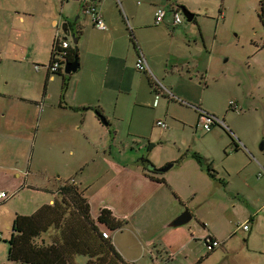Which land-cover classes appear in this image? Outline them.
Here are the masks:
<instances>
[{"label":"crops","instance_id":"0c3cea01","mask_svg":"<svg viewBox=\"0 0 264 264\" xmlns=\"http://www.w3.org/2000/svg\"><path fill=\"white\" fill-rule=\"evenodd\" d=\"M84 1L0 0V170L5 163V155L12 159L3 169H19V157L23 158L28 141L32 154L22 179L19 173L11 178L8 172H0L3 184L0 192L4 191L9 196L0 205H7L14 217L17 214L31 215L40 206L59 200L57 188L73 180L88 200L91 211L88 191L94 186V181L84 173L88 169L91 172L96 162L94 157L101 156L107 173L133 171L141 177V183L150 186V190L143 191L142 199L136 196L127 199L126 203L135 215L142 213L136 222L128 218L120 221L114 211L105 206L99 207L94 214L91 211L92 220L102 231L106 227L95 221L102 208L110 210L122 223V228L110 231V236L125 264H141L142 257L138 255L141 252L147 253L151 264H176L174 262L181 256L185 264H204L213 256L211 253L222 245L226 247L221 252L227 254L223 264H264V177L261 180L255 177L256 161L248 155V152L255 153L253 139H247L240 132L238 137L242 142L233 138L229 126L222 119L224 127L214 126L208 131L215 129L213 137L218 139L221 138L218 132L227 135L229 141L225 142L223 149L230 146L232 155L239 153L244 157L221 162L219 167L222 171H215L211 156L205 152H201L202 155L192 152L198 153L204 159V165L213 170L214 179L206 166H200L189 151L186 152L187 158L179 164L174 163L177 158L167 155L158 157L151 153L156 148L157 141L152 136L156 129L162 133L161 137L174 123L183 125V129L194 127L195 131L200 130L197 125L199 113L205 112L190 102L185 91L173 90L172 85L165 82L168 77H178L184 69L186 72L190 69L188 60L184 61L173 53V38L175 34L189 33L191 27L182 25L183 22L175 25L172 17L167 18L168 12L173 16L174 6H185L191 13L197 14L190 6V0H100L97 8L106 25L104 30L93 27L84 12ZM161 6L166 7L167 14L163 22L156 25L155 12ZM196 16L192 22H195ZM67 26L71 28L70 35L77 37L78 68L69 75L64 73V66L62 72L51 73L48 63L51 61L52 46L57 37L64 40ZM157 33L164 38L162 41L155 42L153 39ZM168 35L169 39L165 41ZM68 40L74 47L71 37ZM196 52L198 54L194 57L198 58V62L193 68L198 70L201 64L208 63V59L202 50ZM140 54L149 70L146 73L139 72L135 67ZM35 65L39 67L37 70ZM63 79L67 80V90L61 94ZM153 81L165 85L170 95H159L151 84ZM95 110L105 117L106 123L100 120ZM234 112L242 114L241 110ZM159 120L166 123L165 128L156 125ZM119 130H123L122 133ZM120 133L142 139L149 152L145 160L154 170L145 169L146 163H130L132 168L114 159L113 144ZM159 144L167 143L163 141ZM255 157L260 158L258 155ZM259 160L264 168V161ZM166 165L171 167L161 173L156 172ZM187 166L193 169L187 171ZM50 168L54 169L53 174L48 172ZM174 169L177 177H168ZM13 178L17 181L13 182ZM155 179H164L165 182ZM215 187L226 190L228 201L232 204L219 207V216L225 224L233 226V220L238 217L242 219V224H248V230H243L246 233L243 235V238L246 236L244 244L239 248L231 243L228 246L235 239L236 228L228 234L226 230L215 229L211 225L207 227L205 218L192 210V219L197 218L204 227V235L196 236L188 226L189 222L184 226L169 227L184 208L183 199L186 196L206 200L205 196ZM162 188L168 189L178 201L179 208L172 211L171 205L165 206L150 219L149 210L156 209V203L160 205L162 199L168 202L165 192L161 201L153 202L157 190ZM230 195L242 199L231 201ZM237 203L244 204L245 210L242 205L237 207ZM11 226L7 224L6 228L11 230ZM120 232L128 235L130 240L127 243L118 240L117 233ZM209 235L220 245L213 251L206 249L205 259L201 256L198 259L195 256L189 258L192 242H203ZM83 264H87V259Z\"/></svg>","mask_w":264,"mask_h":264},{"label":"rangeland","instance_id":"374dc122","mask_svg":"<svg viewBox=\"0 0 264 264\" xmlns=\"http://www.w3.org/2000/svg\"><path fill=\"white\" fill-rule=\"evenodd\" d=\"M190 2V6L197 12L195 14L197 15L195 22L188 23L184 17L182 25L190 26V32L175 34L173 38V53L182 57L184 61L188 60L190 62V69L187 71L189 73L187 74L186 69H184L183 73L181 72L178 77H168L165 82L172 85L173 90L176 89L178 92L180 90L185 91L187 93L186 97L188 96L187 98L190 102L200 106L202 111L214 114L216 119L225 120L233 138L238 140L240 132L247 139L255 141L254 152L256 154L248 152V155L256 161L254 163L257 168L254 175L258 178V172L263 167L259 159L264 161V147L261 150V147L264 146V28L258 17L259 0H190ZM171 17L172 14L168 12L167 18ZM200 33L202 34L200 35ZM153 39L156 42L162 41L164 38L157 33L156 35L154 34ZM167 39H169V35L165 37V41ZM195 48L202 50L203 55L208 59V63L201 64L198 70L193 68V65L198 62V58L194 57L198 54ZM181 64L179 65L181 66ZM205 67L207 68L205 69ZM161 86L165 89L167 88L164 87L165 85L161 84ZM232 103L239 107L242 114L238 113L240 114L238 115L232 110ZM169 124H172V120H169ZM123 129L124 131L126 130L125 125ZM214 130L213 132L205 133L200 130L195 131L194 127L183 129V125L174 123L170 125L165 135L161 137L162 133H160L159 129H156V132L152 133V136L157 141L156 148L151 153L158 157L167 155V157L173 159H179L183 155L182 161H184L187 158V151L190 153L199 152L201 155V152H205L214 160V164H212L215 166L214 170L222 171V168L219 167L221 162L227 163L228 161L241 160L244 157L239 153L232 155L230 146L223 149V145L226 141H229V138L224 133L219 134V132L220 139L213 137ZM119 131L122 133L123 130ZM121 133L117 135V142L113 144L116 147H113L114 159L120 160L124 165L133 168L130 163H138L140 159L148 158L149 152L145 148L143 141H141L142 139H133ZM242 135L241 138H244ZM182 140L186 142L183 144ZM145 141L148 142V139H145ZM163 141L167 144H159ZM29 142H27V150L23 158L19 157V169H3L4 165L6 163L9 164L10 159H12L5 155L3 157L5 163L2 167L3 171L0 170L1 173L8 172L11 178L14 174L19 173L20 179L23 178V172L28 170L27 166L32 155ZM240 142L242 141L240 140ZM90 151L92 153L93 148ZM255 155L260 158L257 159ZM94 158L96 162L93 164L91 172L88 169L87 173H84L88 175V179L94 181V186L88 191V195L91 196L90 206L92 213H96L99 207L105 206L113 210L120 221L127 218L134 222L140 220L142 213H136L135 215L132 212V207L126 202L130 196L142 199L143 191L150 190V186L144 182L141 183V177L133 171L121 174L117 172L107 173L101 156ZM11 168L13 169L14 166H11ZM191 168V166H187L185 169L188 171ZM53 171L54 169L50 168L48 172L53 174ZM172 172L168 177H177V173H174L176 172L175 169ZM262 178L259 179L261 180ZM12 181L15 182L17 180L13 178ZM1 187L3 188L2 181H0ZM162 189L157 190L155 197H153V202L161 201L164 192L165 197H168V202L162 199L160 205L156 203L155 208H157L149 210L148 217L150 219L152 215L157 214L158 210L165 208V206H174H170L172 211L179 208V205H177L179 204L177 203L178 201L174 199L168 189ZM252 191L254 190L249 192ZM226 192L221 187H215L213 192L205 196L206 200L186 196L183 199L184 208L177 216L185 211L191 213L192 210L197 215L205 218L204 221H206L207 227L211 225L215 229L226 230L228 234L232 233L236 228L238 231L235 239L233 242H229L228 246L231 243L232 246L239 248L244 244L243 240L246 237L244 236L243 238V235L246 234L243 229L241 227L240 229L237 228L242 224V219L238 217L239 219L233 220V226H227L219 216L220 209L223 208L222 205H232L228 201ZM238 198L242 199L241 197L230 195L231 201H235ZM238 205L244 206L242 209L245 210L246 206L244 204L237 203V207ZM220 206L222 207L219 208ZM12 217L14 216L7 209V205L1 204L0 234L2 238H0V264H9L6 254L11 230L6 228V225L8 224L9 227L12 225ZM189 223L188 226H191L196 236L204 235V227L197 221V218H193ZM117 234L118 240L122 241V243H127L130 240L124 232L123 234L121 232ZM57 237L58 231L51 227L47 233L34 239V242L41 245L42 243H50L56 240ZM225 247V245H222L215 250L216 253L212 252L213 256L205 260L204 264H223L227 254L221 252V250L225 249ZM190 249L189 258L195 256L198 259L201 256L205 259V254L208 253L202 241L198 243L193 241ZM132 250L134 253L135 250L133 248ZM138 255L142 257L141 264H151L147 253L143 254L141 252ZM75 260L77 264H83L86 258L79 256ZM159 263H163V261ZM174 263L185 264L183 256L178 257Z\"/></svg>","mask_w":264,"mask_h":264},{"label":"trees","instance_id":"16d2710c","mask_svg":"<svg viewBox=\"0 0 264 264\" xmlns=\"http://www.w3.org/2000/svg\"><path fill=\"white\" fill-rule=\"evenodd\" d=\"M258 9L259 22L264 28V0H259ZM74 38L77 37L74 36ZM131 38L134 40L132 35ZM60 44V39L54 41L51 61L48 65L56 60L55 56L60 50ZM75 58L78 60L76 44L74 47L71 45L67 50L66 62H72ZM59 72H62L61 66L55 74ZM66 90L67 80L63 79L61 94ZM95 112L99 117L101 116L97 110ZM150 147L151 145L148 149ZM191 155L200 166H206L204 159L198 153ZM183 157L182 155L174 163L179 164ZM145 162L150 163L147 160ZM206 170L214 179L213 170L208 165ZM151 180L154 179L151 178ZM155 181L165 182L164 179H155ZM57 195L60 197L59 200L55 199L52 204L40 206L33 214L28 216L17 214L13 217L10 238L7 242L8 262L14 264H76V257L84 256L87 264H125L111 243L110 231L122 228V223L113 216L112 212L103 208L100 210L95 221L106 227L102 231L92 220L88 200L73 180L58 187ZM51 227L58 231L57 239L50 243L36 244L34 239L47 233ZM103 232L109 234L108 239L102 237Z\"/></svg>","mask_w":264,"mask_h":264},{"label":"built area","instance_id":"2783aa9c","mask_svg":"<svg viewBox=\"0 0 264 264\" xmlns=\"http://www.w3.org/2000/svg\"><path fill=\"white\" fill-rule=\"evenodd\" d=\"M100 0H86L83 2V9L84 12L88 15L91 24L93 25V27L97 28V29H106V25L104 24L103 20H102V15L99 12L98 8H97V3ZM175 7V11L173 12V16L171 19L172 23L175 25L181 24L183 22L184 16L182 15L181 11L179 10V8H177V6ZM167 11H166V7L161 6L158 7L156 9L155 12V18L154 21L156 23V25H159L163 22L164 18L166 17ZM66 36V35H65ZM56 39H60L61 44L59 46V51H57V55L55 56V61L52 62L51 65H48V70L51 73H55L58 69L59 66L63 67L65 62L67 61V50L71 47V43L68 39H64L62 40L60 37H57ZM55 39V40H56ZM146 62L145 59L142 57V55L140 54L138 57V61L135 64V67L137 70H139V72H147L149 71L148 68L146 67ZM39 67L37 65H35V69L37 70ZM153 86L155 91L158 92V94H169V91H167L165 88H163L161 86V84L158 81H153ZM170 95V94H169ZM155 104H157V100L155 101ZM232 110L234 111H239L240 109L236 104L232 103ZM200 117L198 119V123L197 125L200 128V131L203 132H208L210 131L214 126H224L223 122H221L219 119H216L213 115L207 113V112H201L199 113ZM156 125L162 128L166 127V123L163 120H159L156 122ZM258 176L260 178L264 177V168L260 169L258 172ZM9 196L7 195L6 192L1 191L0 192V202L4 201L8 198ZM238 227L243 228L244 231L248 230V224H240ZM102 237L104 239H108L109 238V234L107 232H103ZM0 238H2L1 234H0ZM204 245L206 246V249L208 251H213L214 249H216L220 243L219 241L215 240L211 235H209L208 237L204 238L203 240Z\"/></svg>","mask_w":264,"mask_h":264},{"label":"water","instance_id":"95a60500","mask_svg":"<svg viewBox=\"0 0 264 264\" xmlns=\"http://www.w3.org/2000/svg\"><path fill=\"white\" fill-rule=\"evenodd\" d=\"M179 10L181 11L182 15L185 17V20L188 23L192 22V20L195 18V14L191 13L185 6H181L179 8ZM70 31H71V28L69 26H67L66 29L64 30V34L66 35L64 37V39H68L69 37H71L73 44L77 45V39L74 38V35H70ZM78 63L79 62H78L77 58H75L74 61H72V62H67L64 65V73L66 75H69V74L75 72L77 70V68H78ZM100 120L103 123H106V119L102 115L100 116ZM263 147L264 146L261 147V150L263 149ZM138 162H140L141 164L146 163L144 159H140ZM146 167L147 168H151V170L152 169L154 170V168L148 163H147ZM170 167H171V165H168V166L166 165L165 167H162V168L158 169V171L163 172L165 170H168ZM191 219H192L191 213L188 212V211H185L182 214L178 215L172 222H170L169 227L175 228V227H178V226H184L188 222H190Z\"/></svg>","mask_w":264,"mask_h":264}]
</instances>
